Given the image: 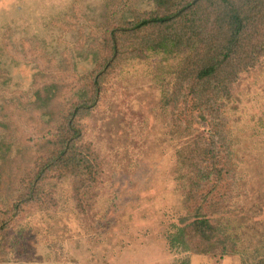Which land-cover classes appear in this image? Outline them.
Instances as JSON below:
<instances>
[{"label":"rangeland","instance_id":"374dc122","mask_svg":"<svg viewBox=\"0 0 264 264\" xmlns=\"http://www.w3.org/2000/svg\"><path fill=\"white\" fill-rule=\"evenodd\" d=\"M161 1L0 0V264H264V36L224 108L236 184L213 199V182L195 185L182 153L207 124L175 127L186 121L184 103L172 101L178 83L190 92L187 54L133 59L118 43L162 15ZM247 1L264 13V0ZM216 2L204 1L205 14L225 11ZM150 32L127 37L133 45ZM101 70L105 90L78 123L74 151L95 150L102 174L47 168ZM204 214L212 241L200 235Z\"/></svg>","mask_w":264,"mask_h":264},{"label":"trees","instance_id":"16d2710c","mask_svg":"<svg viewBox=\"0 0 264 264\" xmlns=\"http://www.w3.org/2000/svg\"><path fill=\"white\" fill-rule=\"evenodd\" d=\"M204 1L181 3L177 0H162L160 7L164 11L160 12L162 15L144 17L136 24L134 31L129 33L137 36L143 30L153 29V32H157L156 38L151 31L146 37V39L152 37L151 40L141 43L134 41L132 45V41L127 37L129 30H124V35H127L118 43L121 42L125 47L123 50H131L129 52L133 59L138 55L142 56L146 51L156 50L170 54L176 51L187 54L188 75L182 79L181 84L186 83L184 90L190 92L182 95L181 85L178 83L172 101L175 109L178 104L184 103L183 115H186V121L185 124H176L175 127L177 131L193 130V125L199 124L197 119L207 124L205 128L208 133L197 136L192 147H187L182 153H188L183 159L192 170L190 173L195 175V185H209L211 181L213 182L214 199L217 197L218 188L224 182L236 184L237 175L231 164L233 152L229 138V121L224 114V108L228 105L227 101L231 99L233 87L241 75L255 66L253 63L255 56L260 54L257 43H261L260 38L264 36L262 32L264 13L250 8L247 0H239V4L232 3V0H220V3L216 2L214 5L219 9L229 10L230 13L224 11L217 15L205 14ZM246 43H250L247 48ZM118 45L113 47V52L117 64L122 65L125 58L122 57ZM128 46L129 48H126ZM117 54H121L120 58ZM115 61L114 59L108 61L109 67L114 66ZM103 73V70L95 73L94 97L92 95L91 99L88 98L75 107L67 122L69 131L59 136L62 138L59 156L53 158L47 168L60 162L64 174H68L70 170L79 174L86 172L93 179L102 174L100 170L102 165L96 157V151L80 146L74 151V146L83 138L81 129L77 127L78 123L84 114H88L96 107L98 98L105 90L107 76ZM223 197L218 196L219 199L216 198V201H223ZM205 216L207 215L202 216L205 220L201 222L203 227L200 235L203 239L212 241L216 237L217 228L214 222Z\"/></svg>","mask_w":264,"mask_h":264}]
</instances>
